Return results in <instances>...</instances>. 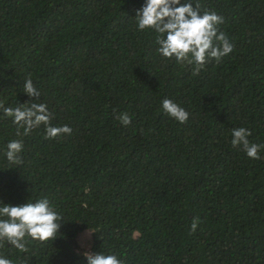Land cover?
Returning a JSON list of instances; mask_svg holds the SVG:
<instances>
[{
    "label": "trees",
    "instance_id": "1",
    "mask_svg": "<svg viewBox=\"0 0 264 264\" xmlns=\"http://www.w3.org/2000/svg\"><path fill=\"white\" fill-rule=\"evenodd\" d=\"M190 2L222 16L234 45L198 75L138 30L145 0H0V101L34 99L23 93L30 75L51 125L72 129L33 130L10 169L6 145L20 138L0 111V202L47 197L63 216L55 240L29 241L26 253L5 241L0 256L87 264L89 229V252L123 264H264V149L253 160L230 142L243 127L264 145V0ZM165 98L186 123L162 111ZM124 112L128 126L116 119Z\"/></svg>",
    "mask_w": 264,
    "mask_h": 264
},
{
    "label": "clouds",
    "instance_id": "2",
    "mask_svg": "<svg viewBox=\"0 0 264 264\" xmlns=\"http://www.w3.org/2000/svg\"><path fill=\"white\" fill-rule=\"evenodd\" d=\"M135 22L138 30H153L157 33V53L165 59H175L182 67L191 66L192 74L198 75L205 65L211 61L219 64L229 55L234 45L229 41L219 26L224 18L215 11L201 12L199 2L193 5L190 0H145V4L136 12ZM23 93L31 99L30 102L19 103L15 107H5L0 101V111L5 118H11L16 126V137L6 145L4 155L14 169L23 164V137L33 130L44 126L45 139H54L62 135H71L72 129L68 125L52 126V114L43 102H38L41 93L34 87L31 76L25 79ZM162 111L177 122L184 124L189 119V113L177 103L165 98L162 101ZM116 119L123 125L131 124V117L127 112L120 113ZM251 131L240 127L231 131V145L241 148L249 159L259 160V152L264 145L249 141ZM63 216L51 204L47 197L30 200L22 205L12 206L0 202V247L6 241L20 252H28L26 246L29 241L46 242L55 240L60 231ZM199 217L191 224V231L195 232ZM92 232L88 229L87 235ZM87 264H123L116 254L83 253ZM0 264H12L10 259L0 256Z\"/></svg>",
    "mask_w": 264,
    "mask_h": 264
},
{
    "label": "rangeland",
    "instance_id": "3",
    "mask_svg": "<svg viewBox=\"0 0 264 264\" xmlns=\"http://www.w3.org/2000/svg\"><path fill=\"white\" fill-rule=\"evenodd\" d=\"M91 236V235H90ZM90 236L84 234L79 240V249L81 252H85L90 250Z\"/></svg>",
    "mask_w": 264,
    "mask_h": 264
}]
</instances>
